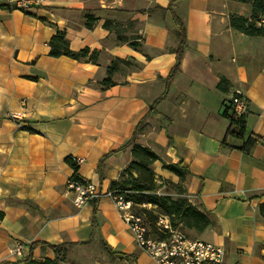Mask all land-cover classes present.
<instances>
[{"label":"crops","instance_id":"1","mask_svg":"<svg viewBox=\"0 0 264 264\" xmlns=\"http://www.w3.org/2000/svg\"><path fill=\"white\" fill-rule=\"evenodd\" d=\"M170 2L44 0L23 13L0 0V264L22 260L36 242L76 244L59 255L61 264H157L136 247L109 197L97 201L92 226L93 205L77 208L65 192L74 174L110 191L129 148L106 159L102 184L98 161L121 148L144 118L140 145L167 164L181 163L191 202L214 220L195 239L220 245L223 264H264V35L229 27L231 15L250 17L247 3L175 0L167 9ZM90 13L97 19L88 28ZM173 15L187 45L168 80L178 46ZM106 20L117 27L106 29ZM57 31L73 51L97 50V62L49 56ZM113 60L111 84L102 86ZM236 92L246 104L243 139L226 138L229 122L221 115L233 110ZM153 122L157 129L144 136ZM72 158L83 159L76 173L66 162ZM17 242L21 256L13 253ZM32 257L56 255L38 245Z\"/></svg>","mask_w":264,"mask_h":264},{"label":"trees","instance_id":"2","mask_svg":"<svg viewBox=\"0 0 264 264\" xmlns=\"http://www.w3.org/2000/svg\"><path fill=\"white\" fill-rule=\"evenodd\" d=\"M173 1L175 0H172V2ZM236 1L249 4L252 8L251 15L249 18L237 15L229 16V27L249 37L264 35V27L257 25L259 20L264 18V0ZM172 2H170L167 9L171 7ZM139 13L142 12L140 11ZM173 18L178 26V29L175 31V35L178 38V46L175 50V64L170 70L168 80H171L177 73L180 60L187 45L184 24L175 15H173ZM96 19L97 18L91 13L86 14V20L84 23L85 26L91 28ZM103 26L108 30L117 27L113 26L112 28V22L107 20L104 22ZM118 40H120L119 36ZM48 46L49 56L55 58L65 56L78 62L94 64L97 62L99 56V52L97 50L89 47L82 48L78 51L71 50L64 31H57L49 40ZM117 62L118 60H113L107 68V78L100 83L102 86H109L111 84L110 77L116 68ZM168 86L169 85L166 84L163 95L152 104L150 108L151 111H153L155 105L163 99ZM231 108V106L225 107L221 114L222 117L229 122L226 138L233 137L236 139H243L246 135V124L244 118L242 115L237 116ZM145 120L146 118L142 119L136 125L132 137L121 148L114 152L107 153L99 159L96 168L99 184H102L104 180L102 172L106 159L118 151L129 148L130 161L121 171L118 179L111 182L110 191L122 196L125 200L132 203V211L143 218L150 237L165 240L170 236V230L158 225L160 219L167 220L171 230H177L185 236L187 234H185L184 231L192 232L193 234L200 236L209 227L214 225V220L211 218L210 214L204 209L193 204L189 194L180 186L176 187V198L158 194L159 186L153 179L151 165L156 161H160V158L150 148L136 142ZM222 143L226 145L225 139ZM66 162L76 173L78 167L71 162V159H66ZM161 166L163 169L178 177L180 181H184L186 175L188 174V171L182 167L181 163L167 164L161 161ZM73 178L74 180H82L75 174L73 175ZM98 187L100 191H102L101 187ZM98 200L99 199H95L91 202L93 205L92 226H95L97 213L96 205ZM145 206H151V208H146ZM259 214L262 220H264V205L259 206ZM193 239H195V237ZM38 245H40L43 250L50 249L53 253H55L56 257L54 259L45 258L41 261L33 259L32 250ZM75 245L76 244L71 243L52 245L44 242H36L30 245V253L26 257L13 264H61L62 260L59 255L65 251L66 248L73 247ZM106 249L112 253L110 248L107 246ZM116 256L121 259H132L129 255L116 254Z\"/></svg>","mask_w":264,"mask_h":264},{"label":"built area","instance_id":"3","mask_svg":"<svg viewBox=\"0 0 264 264\" xmlns=\"http://www.w3.org/2000/svg\"><path fill=\"white\" fill-rule=\"evenodd\" d=\"M44 0H7L9 10H17L28 13L42 6ZM264 27V18L257 23ZM236 94L231 99L233 112L239 116L246 110L245 102ZM11 118H17L16 114L10 113ZM75 166L83 163L82 158H72ZM65 192L72 195V203L80 208L87 203L102 196L109 197L120 213L122 221L128 227L134 244L137 248L147 253L157 264H223L224 249L215 243L201 239H192L177 230H171L165 219H160L158 225L170 230V236L165 240L152 238L148 235L146 225L141 216L132 211V203L122 196L108 191L102 193L99 187L91 182L74 180L69 177L65 183ZM23 245L20 242L14 244L13 253L21 256Z\"/></svg>","mask_w":264,"mask_h":264},{"label":"rangeland","instance_id":"4","mask_svg":"<svg viewBox=\"0 0 264 264\" xmlns=\"http://www.w3.org/2000/svg\"><path fill=\"white\" fill-rule=\"evenodd\" d=\"M156 129H157V122H153V124L146 130L144 136L151 135ZM144 141H145L144 137H138L136 140L138 144H143ZM161 161H162V158H160V161H156L151 165V170L153 172V179L155 183L159 186L158 194L176 198V195H177L176 187L177 186H180L181 188H183V190L186 191L184 181H180L179 178L176 177L174 174L172 173L169 174L170 172L168 173L167 170L163 169L161 166ZM145 207L151 208V206H145ZM184 233L187 234L186 235L187 237L192 238V239L194 237H200L198 235L193 234L192 232L184 231Z\"/></svg>","mask_w":264,"mask_h":264}]
</instances>
